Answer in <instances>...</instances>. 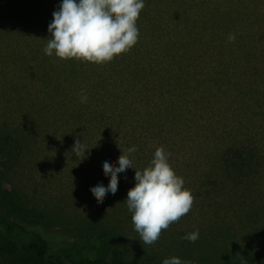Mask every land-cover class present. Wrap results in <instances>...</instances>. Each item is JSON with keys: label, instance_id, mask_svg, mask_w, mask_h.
<instances>
[{"label": "rangeland", "instance_id": "obj_1", "mask_svg": "<svg viewBox=\"0 0 264 264\" xmlns=\"http://www.w3.org/2000/svg\"><path fill=\"white\" fill-rule=\"evenodd\" d=\"M140 15L132 49L60 73L63 85L47 92L29 67L17 73L16 52L26 51L0 31V136L19 147L12 153L0 141V204L44 231L108 232L135 264L172 255L190 264H264V0H147ZM77 141L88 148L82 158ZM236 143L253 148L255 162L234 176L222 161ZM132 146L137 170L163 147L193 196L190 211L151 245L124 201L135 169L118 174L115 195L97 200L90 191L109 180L103 160L116 164ZM197 229L195 243L182 239ZM0 254L42 264L2 236Z\"/></svg>", "mask_w": 264, "mask_h": 264}, {"label": "clouds", "instance_id": "obj_2", "mask_svg": "<svg viewBox=\"0 0 264 264\" xmlns=\"http://www.w3.org/2000/svg\"><path fill=\"white\" fill-rule=\"evenodd\" d=\"M144 4L145 0H60L47 26L50 35L44 53L97 64L110 61L115 55L126 52L137 40V18ZM235 38V34L228 35L229 41ZM80 100L85 102L86 95H81ZM78 144L79 141L73 151L82 158L88 148L77 147ZM135 151V146L129 147L117 158L116 164L105 158L102 168L105 173L110 172L109 180L95 182L90 191L97 200L103 199L106 193L115 195L118 174L135 169V183L128 189L124 201L140 240L151 245L159 239L162 230L190 211L193 196L183 187L184 180L171 167L170 154L163 147L156 148L150 163L142 170L133 167L130 154ZM182 239L195 243L199 230L185 233ZM162 264L190 262L172 255L164 258Z\"/></svg>", "mask_w": 264, "mask_h": 264}, {"label": "trees", "instance_id": "obj_3", "mask_svg": "<svg viewBox=\"0 0 264 264\" xmlns=\"http://www.w3.org/2000/svg\"><path fill=\"white\" fill-rule=\"evenodd\" d=\"M146 2L147 0L145 4ZM59 3L60 0H0V31L7 32L10 41L15 43L14 47L18 46L22 51H26L16 52L15 56L19 60L16 61L15 70L24 74L29 67L31 74L29 76L35 78L39 76L38 79L44 82L46 92L47 86L53 91L54 88L63 85L59 79L60 73L65 72L66 76L72 75L81 69V66L86 67L87 62L75 58L61 59L54 54L49 56L44 53L50 35L47 26L52 19V12L57 10ZM143 10L144 6L140 10L141 14ZM140 13L137 19L142 18ZM142 26L139 24V32L143 29ZM138 41L139 38L132 46L138 44ZM136 54L137 50H135ZM24 61L29 63H23ZM130 62L135 63L134 58ZM20 64L25 66L22 65L20 69ZM132 72L135 75L139 73L137 69ZM1 140L11 142L12 153L19 149L14 146L16 140L9 134L1 135ZM245 145L246 143H236L224 150L222 165L234 176L242 173L244 169L247 172L255 162L253 148ZM8 153L11 154L10 151ZM39 225L38 222L10 215L0 204V236L14 242L22 254L39 263L135 264L128 258L126 247L121 240L108 232L53 233L52 230L44 231ZM50 234L58 236L53 239L48 237ZM0 258H2L1 264H18L13 255L0 254ZM20 264L29 263L24 260Z\"/></svg>", "mask_w": 264, "mask_h": 264}]
</instances>
